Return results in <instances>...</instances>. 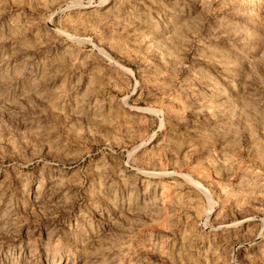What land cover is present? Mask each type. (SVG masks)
<instances>
[{"label": "rangeland", "instance_id": "1", "mask_svg": "<svg viewBox=\"0 0 264 264\" xmlns=\"http://www.w3.org/2000/svg\"><path fill=\"white\" fill-rule=\"evenodd\" d=\"M0 264H264V0H0Z\"/></svg>", "mask_w": 264, "mask_h": 264}, {"label": "bare ground", "instance_id": "2", "mask_svg": "<svg viewBox=\"0 0 264 264\" xmlns=\"http://www.w3.org/2000/svg\"><path fill=\"white\" fill-rule=\"evenodd\" d=\"M65 8H66V6H65V5H62V6H60V7H59V9H60V10H62V11H63V9H65ZM99 51H100V50H99ZM99 53H100V52H99ZM103 55H104V54H103ZM111 59H112V58H111ZM109 60H110V59H109ZM115 62H116V61H115ZM125 103H126V104H127V106H128V101H127V100L125 101ZM210 215H211V213H210V214H208V217H207V218H209V216H210Z\"/></svg>", "mask_w": 264, "mask_h": 264}]
</instances>
